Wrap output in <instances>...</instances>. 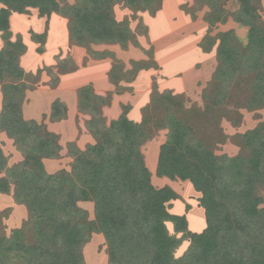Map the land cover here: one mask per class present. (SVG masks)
Returning a JSON list of instances; mask_svg holds the SVG:
<instances>
[{
    "label": "trees",
    "instance_id": "trees-1",
    "mask_svg": "<svg viewBox=\"0 0 264 264\" xmlns=\"http://www.w3.org/2000/svg\"><path fill=\"white\" fill-rule=\"evenodd\" d=\"M227 1L195 0L198 8L209 9L204 19L210 29L228 20ZM239 2L233 18L248 29L246 44L234 31L216 38L207 36L203 43L205 52L217 45L218 67L204 92L202 108L186 109L182 97L160 93L154 85L141 123L129 118L131 105H122L119 118L107 124L103 108L111 105L112 93L99 96L92 85L85 86L78 93V108L91 116L86 128L95 144L85 150L70 144V169L51 174L44 160L61 159L62 146L59 136L46 125L24 118L29 85L20 57L26 46L19 36L12 38V14L28 15L31 9L38 10L40 18L60 14L69 20L71 43L94 53L92 45H120L123 49L138 45L129 22L116 19L115 6L154 16L162 0H75L73 4L65 0H0L4 40L0 51V135L12 139L23 156L9 167L0 143V195L13 193L15 203L28 211L25 224L10 235L1 226L0 211V264H84L83 248L93 234L103 235L110 264H264V197L260 194L264 188V122L234 137L241 148L235 157L217 155L201 136L206 132L213 137L215 132L224 143L223 119L239 126V108H264L261 0ZM46 37L47 31L33 34L41 44L40 53ZM110 55L99 53L98 58ZM131 63L133 68L124 72L117 59L109 73L113 84L133 81L139 71L154 68L151 61ZM242 93L246 103L228 109L231 98ZM66 118V106L54 102L51 119ZM201 121L207 126H199ZM161 130L168 133L159 148L156 175L189 181L201 195L198 202L206 228L200 233L189 229L186 214L171 213L172 201L179 195L169 186L157 188L152 183L142 146ZM79 203L93 204L92 219ZM184 241L189 242L188 250L177 258L176 250Z\"/></svg>",
    "mask_w": 264,
    "mask_h": 264
},
{
    "label": "rangeland",
    "instance_id": "rangeland-1",
    "mask_svg": "<svg viewBox=\"0 0 264 264\" xmlns=\"http://www.w3.org/2000/svg\"><path fill=\"white\" fill-rule=\"evenodd\" d=\"M65 1L69 4L75 2V0ZM194 5L195 0H162V7L154 16L149 12L133 11L121 4L114 8L116 19L120 22H129V26L138 42L137 46L129 45L127 49H123L120 45L117 46L124 52L129 51L130 46H133L143 57V59L139 61H151L154 65V68L145 70L149 72L147 73V77H143L145 79H143L142 84L145 85L144 83L147 79L149 89L148 92H143V94L140 92L139 94V96L144 97V99L141 103L143 105L141 109H137L134 113V116L138 115L135 117L138 123H141L143 120V109L151 103L154 85L160 93L168 91L173 95L182 97L186 109H198L204 106V92L211 83L218 67L216 55L217 45L214 46L210 52H205L203 50V43L206 41L205 38L207 36L216 38L220 33L234 31L241 42L246 44L248 29L240 25L233 18V15L240 9L239 0H228L227 3L224 4L225 9L229 13L228 20L223 24L220 23L215 25L211 29L204 19L209 9L207 7L198 8ZM260 6L261 18L264 21V0H261ZM184 7H186V9H183ZM193 12H195L194 16L192 15ZM25 16L26 15L19 13L13 14L10 28L13 40L19 36L26 46V52L20 57L21 67L27 74L26 83L29 85V88L25 91L23 115L25 118L35 119L36 122L43 123L46 125L48 131L53 133L54 131L50 129L49 125L62 121H53L51 116L47 115L51 113L53 103L60 101L67 107L68 104L78 103L79 90L85 86L92 85L88 83V85L86 84L82 87L81 85L83 82L80 80L76 81L75 85L71 84L69 83V78L71 76L78 74L80 71L87 72L89 63L94 67L96 73H100L102 72L101 67L105 66L100 64L103 60H107L111 66H114L118 59L119 62L122 63L125 72V70L128 71L133 68L131 62L135 60H130L127 56L124 57L125 59H121L112 51L93 53L87 48L75 45L76 48L87 51V55L86 52H82V55L78 54L81 50L73 52L72 49L74 48H70L74 44L70 41L69 20L66 17L56 14L54 16L55 19L52 20V18H40L36 14H32L30 17L27 16L28 19H26ZM51 29L52 42L49 44L50 47L47 49V46L44 45L45 52L48 53L49 50V55L44 56L45 52H39V47H41V45L32 37L33 34H43L46 31L50 36L49 30L51 31ZM0 42H4L1 31ZM57 46L60 47L59 52L53 55V53L56 52ZM99 53H111V55L98 58ZM112 54H114V58ZM40 70L42 72L39 75ZM140 72L141 71H139L138 74ZM77 77L78 76H76V78ZM108 77L110 80L109 73ZM134 80L126 82L132 85ZM109 82L111 83V80ZM233 83L234 85L236 84L235 82ZM30 86L34 88H30ZM115 87L117 89L114 91V94L123 93L125 91L132 92L131 94L136 93L134 92V87L124 86L121 82L119 85H115ZM64 89H66L67 92ZM65 94L70 98L64 100L63 96ZM139 96L137 98L141 99ZM246 99L243 93L241 96L238 95L233 99L231 98L227 108L232 110L238 103H246ZM131 101L135 102V99H131ZM2 103L3 93L0 86V111L2 109ZM122 105L130 104H121V106ZM160 111L157 113L158 117L162 115ZM238 111L242 116L239 126H234L233 123L226 119H223L220 123L221 131L227 136L224 143L220 142L221 140L215 132L213 137L212 133L209 135L205 134V132L201 135L202 139L205 140L209 146L213 147L216 154L219 156L225 155L228 157H235L239 155L241 153V148L235 144L234 137L248 130H252L260 123L264 122V108L254 111L239 108ZM103 116L106 118L107 124L114 120L111 119L108 121L104 112ZM89 117L91 119L90 115ZM67 122L65 127H61L63 130L61 132V141L64 142L65 146L73 144L70 143V138L71 132H73L74 129L72 128L71 121L68 120ZM201 123L202 124L199 126H207L203 121H201ZM167 133V130H161L155 133L154 138L142 146V151H144L148 165L151 166L149 169L152 173V178H154L155 186L158 188L167 184H173L174 186L177 184L175 188L179 191L180 195L178 199L179 205L175 206V210L188 215L190 221L189 229H192L191 231L200 232L205 225L204 210L197 204L198 200L192 196L193 190H187V186L180 187L178 183H182L183 181L181 180L172 181L168 178H159L156 175V170H154L155 167H153V165L156 162V154L158 153L157 147L166 141ZM0 143L5 154L9 158V167L22 161L23 156L21 152L18 151L17 147L14 145V141L5 133L0 135ZM47 172L49 171L47 170ZM260 194L264 197V188L260 190ZM6 196L7 198L3 200L0 199V211L3 214L1 226H3L5 232L10 235L13 230L21 228L25 224V221L28 219V211L25 206L16 203L17 207L14 211L13 205L15 201L13 193ZM84 205V209L89 211L90 218L92 219V217H94L92 215L94 211L93 206L90 204ZM182 206L185 207L186 213L182 211ZM188 206L190 209L187 211ZM168 228L170 232L173 233V226L171 223H168ZM188 246L189 242L184 241L176 250L175 256L177 258L184 256L188 250ZM83 255L84 264H110L104 246L103 235L93 234L90 241L83 248Z\"/></svg>",
    "mask_w": 264,
    "mask_h": 264
},
{
    "label": "crops",
    "instance_id": "crops-1",
    "mask_svg": "<svg viewBox=\"0 0 264 264\" xmlns=\"http://www.w3.org/2000/svg\"><path fill=\"white\" fill-rule=\"evenodd\" d=\"M1 8H2V5H0V10H1ZM164 11H165V9H164ZM164 11H162V12H164ZM13 14H16V13H13ZM13 14H12V16L10 18V28H11V23H12V19H13ZM32 14L33 15L36 14L39 17L38 10H36V9H31L30 10V14H28V15H26V14H22V15H26L25 17H26V19H28L27 16L30 17ZM55 15L56 14H53L50 18H52V20H54L55 19V17H54ZM50 28H51V26H50ZM49 32H50V36L47 34L46 41H45V45L47 46V49H48V47H50L49 44L52 42V39H51L52 29H51V31L49 30ZM38 35H42V34H38ZM3 46H4V42L3 43L0 42V51L2 50ZM70 48H74V49H72L73 52L81 50V49L76 48L75 45H73ZM91 48H92V50L94 52L112 51L113 53L116 54L117 57H119L121 59H125L124 57H126V56L130 60L133 59L135 61L136 60L139 61V60L143 59V57L141 56V53L138 50H136L133 46H130L129 51H127V52L122 51L120 49V47H118L117 45H106V44L92 45ZM59 49H60V47L57 46L56 47V52H54L53 55L58 54ZM43 50L44 51L42 53L45 52V46H43ZM82 52H86V55H87V51H85L84 49L79 51L78 54H81ZM47 55H49V50H48V53H46V52L44 53V56H47ZM100 64L101 65H105V66L101 67L102 72L96 73L94 67H92L91 64L89 63V66H88L89 67L88 68L89 72H88V70H87V72L80 71L78 74H76L74 76H71L69 78L70 79L69 83L75 85V82L80 80V81L83 82V84L81 85L82 87H83V85L84 86L86 84L88 85V83L92 84L95 93L97 95L103 96V97L107 96L109 93H112L113 99L111 101V105L110 106H105L103 108V112H104L105 116L108 118V121H110L111 119L115 120V119L119 118V116L122 113L121 104H130V105H132L133 110H131L132 112H130L131 114H129V118L131 120L135 121V122H138V120L135 118L138 115L134 116V113H135V111L137 109H141V107L143 106L141 103L143 102L144 97L139 96V94H140V92H142V94H143V92H148V89H149L148 80L146 79V82L144 83L145 85L142 84V81H143V79H145V78H143L144 76L147 77V73L149 71L148 72L145 71V70L141 71L137 75V77L134 80L132 85L127 84L126 81H121V84L124 85V86L134 87V89H135L134 92H136L135 94H131L132 92H129V91H125V92L119 93V94H114V91L117 88L115 87V84H113L112 82L111 83L109 82L110 80H109V77H108V73H110V71H111L113 66H111V64L107 60H103V62H101ZM103 70H104V73H103ZM125 72H126V70H125ZM76 76H78V77L76 78ZM85 77H87V78H85ZM64 90L67 92L66 89H64ZM138 96L141 97L142 100L140 98L138 99L137 98ZM69 98L70 97L67 96L66 94L63 96L64 100H67ZM131 99H133V100L135 99V102H132ZM61 103H63V102H61ZM137 106H138V108H137ZM66 108H67V119L62 120L59 123L50 124L49 125L50 129L52 131H54L53 133L56 132V134L59 135V143L62 146L61 159H58V160H44V164H45L46 170H48L49 173H51V174L55 173V172H57V171H59L61 169H70V164L73 161V159L68 155V146L67 145L65 146L64 142L61 141L62 140L61 139L62 138L61 132L63 131L61 129V127L62 126L65 127L66 124L68 123L67 122L68 120L71 121L72 128L74 129V131L71 132V138H70L71 142L70 143L75 144L77 146V148L80 149V150H85L88 145L95 144V139L93 138V136L89 133V131L86 128V122L89 121V119H90L89 115L83 114V113L78 111L79 108H78V103L77 102H75L73 104H68V107L66 106ZM47 115L51 116V113L47 114ZM25 119L26 120H35V119H31V118L30 119L25 118ZM160 145H158V147H157L158 153L156 154V160H155L156 162L153 165V167H155L154 170L157 169ZM142 152L144 154V151H142ZM146 164H147V167L149 169L151 166L148 165L147 161H146ZM152 183H153L154 186L156 185L154 183V178H152ZM178 184H180V187L187 186V190L188 189L190 191L193 190L192 191V196H194L197 200L201 196L199 193H197L194 190L192 184L189 181H186L184 183L183 182L182 183H178ZM165 186L171 187L178 195H180L179 191L175 188L177 186V184H175V186L173 184L172 185L171 184H167V185L160 186L158 188H163ZM4 198H7V196L4 195V194H1L0 195V199L3 200ZM84 204H90L91 206H93L92 203H79V206L81 208H84V206H85ZM197 204L199 205V202H197ZM176 205H179V200L178 201L177 200L172 201L171 213L177 214V215H183V212L181 213V212H177L175 210V206ZM16 207H17V205L14 202V205H13L14 211H15ZM182 211H184L186 213L185 207H183ZM93 213H94V211H93ZM200 215H201V212H200ZM186 216L188 217L187 214H186ZM204 218H205V214H204ZM187 219L189 221V217ZM189 225H190V221H189ZM199 227H200V224H199ZM205 228H206V221H205V225L200 230V232H202ZM192 232H194V231H192ZM200 232H197V233H200ZM104 246H105V240H104ZM105 250H106V246H105Z\"/></svg>",
    "mask_w": 264,
    "mask_h": 264
}]
</instances>
